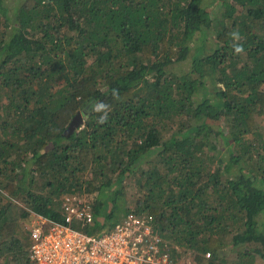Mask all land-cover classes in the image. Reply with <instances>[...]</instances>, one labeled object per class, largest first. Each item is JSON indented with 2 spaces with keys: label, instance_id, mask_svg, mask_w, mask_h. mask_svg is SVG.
<instances>
[{
  "label": "trees",
  "instance_id": "trees-1",
  "mask_svg": "<svg viewBox=\"0 0 264 264\" xmlns=\"http://www.w3.org/2000/svg\"><path fill=\"white\" fill-rule=\"evenodd\" d=\"M128 176L195 264H264V0H0V264L64 195L110 229Z\"/></svg>",
  "mask_w": 264,
  "mask_h": 264
},
{
  "label": "built area",
  "instance_id": "built-area-1",
  "mask_svg": "<svg viewBox=\"0 0 264 264\" xmlns=\"http://www.w3.org/2000/svg\"><path fill=\"white\" fill-rule=\"evenodd\" d=\"M64 220L35 214L28 227L31 264H195L193 259L172 255L173 245L153 231L152 215L123 212L113 226L90 233L71 225L73 220L91 224L93 210L88 202L64 195L60 203ZM205 255L209 257V252Z\"/></svg>",
  "mask_w": 264,
  "mask_h": 264
},
{
  "label": "rangeland",
  "instance_id": "rangeland-1",
  "mask_svg": "<svg viewBox=\"0 0 264 264\" xmlns=\"http://www.w3.org/2000/svg\"><path fill=\"white\" fill-rule=\"evenodd\" d=\"M10 3L14 2V0H9ZM136 180L134 179L133 176H128L126 177L123 182H122V190H123V194H119V198L117 199V197H115L114 199L110 200L109 197L113 196V195H108L107 194L105 196H99L101 198H97V200L102 202V212L104 213L107 209V205H108V209L110 211L113 212V216H117L118 213L121 215L122 212H124L127 209H132V207L134 206V192H135V184ZM117 191H111V194H114L116 196ZM118 193H121V190H119ZM76 196L78 199L82 200L83 202H88V204H90L91 208L93 206V203H95L96 201V197L94 195V193L92 194H83L81 196L79 195H74ZM63 197V196H62ZM35 213L30 214L27 219H25L23 221V226L25 228L28 229V227H30L31 223L35 221ZM81 227L84 228L86 231H89V225L88 224H81ZM169 242V241H167ZM170 243V242H169ZM230 244V243H229ZM229 244L227 245V247L229 246ZM175 245V244H173ZM229 251V250H228ZM178 259H181L183 256L186 257L187 259H191L192 256L190 254V252L187 250H184L183 248H178ZM230 255V253L228 254V256Z\"/></svg>",
  "mask_w": 264,
  "mask_h": 264
},
{
  "label": "clouds",
  "instance_id": "clouds-1",
  "mask_svg": "<svg viewBox=\"0 0 264 264\" xmlns=\"http://www.w3.org/2000/svg\"><path fill=\"white\" fill-rule=\"evenodd\" d=\"M232 37H233L234 40H239L240 39L239 34L236 33V32L232 33ZM233 47H234V52L236 54H240L243 51V47L241 45H239V44H234ZM114 97L118 99V96H115V93H114ZM106 108H107V106L101 103V104H98V105L95 106V111L100 112L102 110H105ZM106 119H107V115H106V112H105V115L100 117L99 122L103 123Z\"/></svg>",
  "mask_w": 264,
  "mask_h": 264
},
{
  "label": "water",
  "instance_id": "water-1",
  "mask_svg": "<svg viewBox=\"0 0 264 264\" xmlns=\"http://www.w3.org/2000/svg\"><path fill=\"white\" fill-rule=\"evenodd\" d=\"M79 120H80V113L77 112V114L71 119L68 127L70 129L73 128L74 126H76L79 123L78 122Z\"/></svg>",
  "mask_w": 264,
  "mask_h": 264
}]
</instances>
